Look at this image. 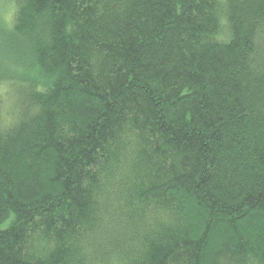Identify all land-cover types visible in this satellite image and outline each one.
<instances>
[{
    "label": "trees",
    "instance_id": "16d2710c",
    "mask_svg": "<svg viewBox=\"0 0 264 264\" xmlns=\"http://www.w3.org/2000/svg\"><path fill=\"white\" fill-rule=\"evenodd\" d=\"M0 264H264V0H3Z\"/></svg>",
    "mask_w": 264,
    "mask_h": 264
},
{
    "label": "rangeland",
    "instance_id": "374dc122",
    "mask_svg": "<svg viewBox=\"0 0 264 264\" xmlns=\"http://www.w3.org/2000/svg\"><path fill=\"white\" fill-rule=\"evenodd\" d=\"M12 12V4L11 2H5L3 0H0V18L8 20L11 16ZM1 105L2 108L6 105V97L1 94Z\"/></svg>",
    "mask_w": 264,
    "mask_h": 264
}]
</instances>
